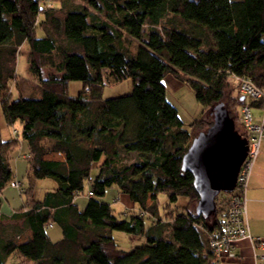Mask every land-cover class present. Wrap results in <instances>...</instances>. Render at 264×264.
<instances>
[{"label":"trees","instance_id":"16d2710c","mask_svg":"<svg viewBox=\"0 0 264 264\" xmlns=\"http://www.w3.org/2000/svg\"><path fill=\"white\" fill-rule=\"evenodd\" d=\"M79 1L48 0L42 6L41 0H0L3 115L8 125L23 124L29 178H52L58 185L2 221L1 195L15 180L11 153L20 140H4L0 129V264L12 255L35 264H212L209 243L221 228L226 193L210 219L183 209L164 221L158 212L160 193L172 204L180 197L198 201L182 159L194 128L207 129L213 121L202 116L185 128L167 99L164 79L173 74L187 82L211 116L227 98L244 136L238 111L246 105L263 110L264 96L248 98L228 89L238 76L264 92V0ZM24 46L37 89L12 101L7 92L18 77ZM48 66L57 73L44 76ZM105 70L116 82L131 78L132 91L102 98ZM72 81L83 83L78 97L67 93ZM124 152L140 160L124 164ZM87 180L93 194L80 208L76 197ZM113 185L140 213L117 217L101 199ZM28 191L22 188L21 194ZM146 216L154 221L149 227ZM50 224L60 226V240L51 239ZM113 231L145 236L147 243L126 251Z\"/></svg>","mask_w":264,"mask_h":264},{"label":"rangeland","instance_id":"374dc122","mask_svg":"<svg viewBox=\"0 0 264 264\" xmlns=\"http://www.w3.org/2000/svg\"><path fill=\"white\" fill-rule=\"evenodd\" d=\"M80 2L79 0H75ZM85 3L86 0H81ZM81 2V3H82ZM45 3H48V0H41V5L44 6ZM43 16V15H42ZM38 36H43V32L40 30L38 32ZM61 41V38H60ZM62 44V42H61ZM135 43H133L134 47ZM135 48V47H134ZM28 48L25 46L20 49V55L18 57L17 63V74L18 77L16 81H14L7 92L8 95H12V101L18 100L21 96H29L33 95L35 90L37 89L38 80L32 76V74L28 70ZM58 62V61H56ZM57 73L56 69L53 67H46L44 69L45 76H51V74ZM105 78V86L103 88L102 98H112L121 96L127 93H130L133 89V81L131 78L123 80L121 82H116L110 75L107 70H105L104 74ZM165 84L167 88L166 96L167 99L171 104H173L177 109L180 118L184 122L185 128L190 129L191 124L201 118L202 116L205 117L206 120L213 118L211 116L210 111L205 109L198 100L196 99L195 92L190 87L187 82H182L178 78H176L173 74H168L165 79ZM83 91V83L80 81H72L68 87V95L70 97H78L80 92ZM231 94L237 95L240 90L232 83L230 89H228ZM12 93V94H11ZM241 93V92H240ZM227 98L224 99V102H227ZM239 112L240 120L241 121V112ZM0 129L1 135L4 140H10L14 137H17L20 140V144L12 151L11 153V163L14 171V181H18L20 185V189L13 187L11 185L6 186L3 190L1 195L2 200V209L5 211L8 210H22L25 203L27 202L26 206L30 207L32 203L37 200H42L45 197V194L49 191L54 190L57 188V182L52 178H44V179H36L31 180L29 178V160L27 156L24 155L27 152L26 145L23 144V124L20 120L16 121L13 125H8L5 117L3 115V110L0 102ZM206 130V129H204ZM201 127H195L194 133L197 135L200 131H204ZM122 163L130 164L140 160V155L137 153H122ZM98 169L94 167L91 172V179L93 180L97 175ZM33 181V182H31ZM90 180H87L85 183L84 190L76 197L80 199V205H82V201L89 200V190L90 187ZM22 183V184H21ZM28 191L21 194V189ZM117 191H119L116 185L108 188L107 193L102 200L110 202L113 208L116 211V215L120 220H128L131 214L140 213V210L137 208L132 210H126L124 202L119 200L116 197ZM28 195V197H27ZM225 193H220L218 196V200L216 198V205L219 208V204L223 205V198L222 196ZM28 198V200H27ZM198 201H191L189 198L180 197L178 202L171 203L169 201L168 195L166 193H160L158 195V212L161 215V218L166 221V219H172L173 216L179 214L183 211V209L195 210ZM219 202V204H218ZM170 204V205H169ZM226 206V205H225ZM129 214V215H128ZM145 225L149 227L151 224L154 223L152 218L148 216L145 217ZM17 223V222H15ZM48 232L50 237L53 241H58L62 238V231L58 224H55L54 228H49ZM167 234V233H166ZM113 236L116 239L118 246L126 251H129L137 246H141L147 243V239L145 236L142 235H131L126 232L122 231H113ZM165 239L172 240V236L165 235ZM6 264H35L29 260H22L16 255H12L7 259Z\"/></svg>","mask_w":264,"mask_h":264},{"label":"water","instance_id":"95a60500","mask_svg":"<svg viewBox=\"0 0 264 264\" xmlns=\"http://www.w3.org/2000/svg\"><path fill=\"white\" fill-rule=\"evenodd\" d=\"M212 116V124L194 137L182 159V170L193 175L199 195L196 214L206 219L216 213L220 193L236 188L249 151L248 140L236 129L225 102L212 108Z\"/></svg>","mask_w":264,"mask_h":264},{"label":"built area","instance_id":"2783aa9c","mask_svg":"<svg viewBox=\"0 0 264 264\" xmlns=\"http://www.w3.org/2000/svg\"><path fill=\"white\" fill-rule=\"evenodd\" d=\"M232 83L248 98H260L264 96V92L256 88L249 79L235 76L232 79ZM241 121L245 127V135L242 136L248 140L249 151L240 169L236 188L234 191L226 193L228 195V206L221 228L210 239L209 245L213 255L212 264H225L226 261L235 259L237 256V243L242 239H249L254 250L256 249L254 251L255 264H264V252H257L258 248L264 250V239L254 238L250 234L246 198L248 179L255 160L260 153L261 144L264 141V124L255 122L253 112L247 105L241 107ZM11 186L20 187L18 181H13ZM92 194L93 192L89 191L88 196ZM52 226L53 224L49 225V227Z\"/></svg>","mask_w":264,"mask_h":264},{"label":"crops","instance_id":"0c3cea01","mask_svg":"<svg viewBox=\"0 0 264 264\" xmlns=\"http://www.w3.org/2000/svg\"><path fill=\"white\" fill-rule=\"evenodd\" d=\"M252 112L255 122L258 124L260 123L264 124L263 110L260 108H253ZM23 144H25L27 148V144L25 141ZM27 152H28V148H27ZM27 152L24 155V157L27 156ZM117 193L118 194H116L115 198H118L119 200L124 202L126 210L129 211L137 208V206L131 201L130 197L127 194L122 193L120 190L117 191ZM246 198H247V219H248L250 234L254 238L264 239V141L261 144L260 153L255 160V163L252 167L248 179ZM80 199L81 198H77L76 201L79 204L80 208H84L86 205V201H82L81 203L82 205H80L79 203ZM14 211L15 210L5 211L4 209L1 208V213L5 216V218L2 221H7V222L11 221L10 217ZM54 227L55 225L51 228ZM255 250L249 239H242L237 243L236 258L230 261H226L225 264H255V259H254ZM257 252L263 253L264 250L258 248Z\"/></svg>","mask_w":264,"mask_h":264}]
</instances>
